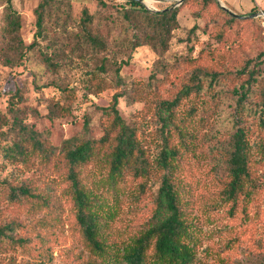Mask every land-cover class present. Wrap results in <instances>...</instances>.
<instances>
[{
  "label": "trees",
  "instance_id": "16d2710c",
  "mask_svg": "<svg viewBox=\"0 0 264 264\" xmlns=\"http://www.w3.org/2000/svg\"><path fill=\"white\" fill-rule=\"evenodd\" d=\"M124 1L125 4L118 6L97 0V11L84 8L76 14L63 1L42 0L35 10L36 38L44 37L45 33L59 37L60 43L64 39L66 47L80 49L92 57L94 66L84 77L89 93L98 96L111 88L112 74L116 77V91L110 105L102 110L107 121L100 138L90 136L86 125L87 130L80 137L55 145L33 125L23 124L19 118L21 109L15 106L17 98L10 105L12 118L0 115V158L5 160L0 165L14 169L9 176L0 177V221H3L0 254L4 250L14 251L12 245L23 248L31 242V236L18 235L20 229L23 232L28 228L19 219L24 215L25 220L34 222L32 231L70 232L91 255L84 264H111L112 260L113 264H195L198 238L193 235L190 221L195 205L208 213V219L221 216L222 227L228 224L226 231L232 229L233 223H239L245 211L256 207L259 213L264 206V76L260 71L264 52L256 59L239 61L237 72L227 74L220 61L224 59L222 52L207 45L210 57L206 56V64H195L203 57L191 62L194 66H191L190 82L174 99L157 98L154 105L147 95L139 99V102L147 99L142 111L154 112L157 133L144 132L137 123L129 124L119 108L125 95L121 90L122 67L140 47L149 45L165 51L179 28L181 8L189 6L194 9L195 18L214 23L218 43L225 41L227 27L233 29L253 20L234 17L217 0H184L178 7L171 4L158 11ZM9 7L5 31L13 44H21V17ZM47 23L52 27L48 29ZM197 28L190 33L195 34ZM117 42L122 51L115 49ZM36 44L35 41L19 51L20 58H25L30 49L35 50ZM229 79L236 84L230 92L231 127L219 136H209L207 144L211 149L207 150L206 159L211 168L205 172L208 176L204 182L194 181L192 171L197 167L189 158L193 135L189 129L184 132L178 127L177 109L192 96H200L206 85L213 89ZM53 86L57 96L50 98V114L71 116L75 89ZM223 101V94L211 95V103L202 108L201 118H197L198 104L192 105L189 128L209 127L207 118L219 115ZM139 114L141 119L145 117ZM26 172L32 175L24 178L22 173ZM209 180L215 190L206 183ZM127 199L137 208L141 204L150 208L151 204V210L139 231L125 237L124 244L113 255L104 235L106 218L111 219L112 213L102 210L110 205H122ZM5 209L10 217L5 215ZM237 248L235 244L232 251ZM225 259L222 256L220 261ZM0 264L17 263L12 258L5 261L0 257ZM256 264H264V259Z\"/></svg>",
  "mask_w": 264,
  "mask_h": 264
},
{
  "label": "rangeland",
  "instance_id": "374dc122",
  "mask_svg": "<svg viewBox=\"0 0 264 264\" xmlns=\"http://www.w3.org/2000/svg\"><path fill=\"white\" fill-rule=\"evenodd\" d=\"M53 1H63L72 7L76 14H80L84 8L90 12L98 10L97 0ZM105 1L118 6L125 4L124 0ZM178 1L144 0L143 5L148 10L158 11L171 4H175L173 7H178ZM221 1L228 12L240 16L261 15L241 19L253 20V22L236 25L233 29L227 27L225 41L218 43L213 30L214 23L204 18H195L194 9L189 6L181 8L178 16L179 28L175 30L169 47L165 51L155 50L149 45L140 47L133 52V58L122 67L121 76L124 83L121 90L125 91V95L120 99L119 108L129 124H140L144 132L150 131L151 134L157 131L158 124L154 112L142 111L145 100L149 99V102L154 105L158 99H174L183 86L190 82L193 71L191 66H194L191 62L203 57L195 64H206V56L210 57L209 51L206 50L207 45L222 52L224 59L220 61L227 74L237 72L240 68L239 61L256 59L264 52V0ZM40 2L42 0H0V115L11 119L10 105L14 102L13 99L17 98L15 106L21 109L19 118L23 124L33 125L37 131L50 138L55 145H60L64 140L80 137L87 130L86 125H88L90 136L100 138L104 134L105 121H107L102 110L110 105L111 97L116 91V77L111 75L112 87L101 95L89 93L84 77L86 71L94 66L92 57L80 49L72 46L66 47L64 39L60 43L59 37L46 33L44 37H35L38 31L35 24V10ZM10 5L21 17L19 38L22 45L13 44V40L5 31ZM195 26H198L196 33H190ZM51 27L52 24L47 23V28ZM35 41L37 42L35 50L30 49L26 57L21 59L19 51ZM115 49L122 51L118 42ZM119 55L124 58V55ZM46 58L48 63L45 61ZM50 62L52 66L49 65ZM260 71L264 76V65ZM206 82L207 80L204 81ZM53 84L75 89L76 95L71 116L57 117L50 114L52 103L50 98L57 96ZM208 86L204 87L200 96H192L184 101V105L182 104L177 109L176 119L178 127L184 132L188 129L192 132L189 158L197 168L193 169L191 177L194 181L201 179L202 182L205 176H208L205 172L211 168L209 160L206 159L207 150L211 149L209 143L207 144L209 136H219L221 132L231 127L229 104L232 97L230 92L236 84L229 79L227 83L223 82L222 85L213 89ZM213 94L221 96L223 94V110L218 113L219 115L207 116V120L210 119L209 127L197 125L198 129L189 128L192 122L190 112L192 105L198 104L200 113L197 118H201L202 108L211 103ZM145 95L147 99L139 102V99ZM200 98H202L201 101ZM139 112L145 117L141 119ZM6 129L7 126L4 130ZM4 162L5 160L1 157L0 164ZM13 170V167L0 165V177L9 176ZM31 175L32 172L22 173L24 178ZM210 182V180L206 181L211 190H215L213 184H209ZM194 185L196 187V183ZM130 202L127 199L122 205L117 204L114 207L110 205L102 210L103 213H112L111 219L106 218L104 235L113 255L119 246L124 244L126 238L139 231V226L142 222H146L150 214L151 204L150 208H146L144 204L137 208ZM258 210L260 209L253 207L249 212L245 211L240 216L241 220L238 224L230 225L232 229H228L230 231L228 233L224 230L225 225L228 224L222 227L221 216L219 219L216 216L208 219V213L195 205L190 215L193 235L198 238L195 264H256L264 259V206L259 213ZM5 215L10 217V212L6 209ZM25 218L24 215L19 216V219L23 221L22 224L28 228L23 232L20 229L21 232L19 231L18 235L31 236L32 240L23 248L12 245L14 251L4 250L0 257L5 261L12 258L17 264H84L90 258V253L66 229L32 231L34 222L30 219L25 220ZM222 219L225 220L223 214ZM235 244L238 248L232 251ZM222 256L226 257L225 262L220 261ZM81 259L84 261L81 262ZM114 262L112 260L111 264Z\"/></svg>",
  "mask_w": 264,
  "mask_h": 264
},
{
  "label": "water",
  "instance_id": "95a60500",
  "mask_svg": "<svg viewBox=\"0 0 264 264\" xmlns=\"http://www.w3.org/2000/svg\"><path fill=\"white\" fill-rule=\"evenodd\" d=\"M129 1H134V2H137V3H139V4H144V0H129ZM183 1L184 0H179L178 1V6L179 5H181L182 3H183ZM217 2L220 4V6L224 9V10H226V11H228V9L226 8V6L223 4V2L221 1V0H217ZM231 15H233L234 17H237V18H239V19H244V18H248V17H250V18H255V17H258V16H260L261 14H253V15H250V16H240V15H237V14H234V13H232V12H229Z\"/></svg>",
  "mask_w": 264,
  "mask_h": 264
}]
</instances>
